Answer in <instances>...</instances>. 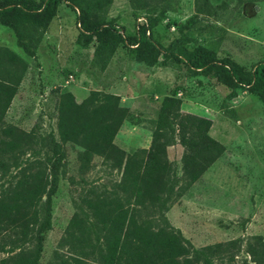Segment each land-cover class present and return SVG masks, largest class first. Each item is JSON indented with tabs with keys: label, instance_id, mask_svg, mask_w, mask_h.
<instances>
[{
	"label": "rangeland",
	"instance_id": "374dc122",
	"mask_svg": "<svg viewBox=\"0 0 264 264\" xmlns=\"http://www.w3.org/2000/svg\"><path fill=\"white\" fill-rule=\"evenodd\" d=\"M38 3L39 0H32ZM210 7L196 14L195 0H150L143 7L130 0H113L104 20L119 34L131 36L151 22L153 40L166 48L179 37V27L188 38V51L209 50L217 60L229 59L246 71L264 61V0H209ZM77 11L61 3L57 7L37 49L35 58L26 55L10 26L0 24V47H6L28 64L10 107L0 124L3 128L34 131L42 141L33 146L38 158L53 161L56 107L62 91L77 102L91 91L120 98L129 117L115 136L114 143L132 155L147 149L154 122L165 96L176 94L181 112L208 118L209 135L224 146L223 154L188 189L171 196L165 216L195 248L209 244H230L234 264H253L247 252L255 236L264 240V111L258 97L246 88L230 89L204 73L188 69L183 61L164 60L152 65L139 62L134 49L119 44L105 70L95 64L97 42L83 48L78 43ZM0 138H3L0 132ZM51 196V228L44 234L38 264H59L61 257L71 262L62 238L69 220L85 210L83 198L91 192L122 194L118 185L125 180L124 167L116 169L103 158L82 160V148L66 143ZM178 143L167 148L174 169L173 179L182 184ZM47 173L49 170L46 171ZM11 170L0 179V190L9 186ZM45 200V198H43ZM156 215L142 211V218ZM31 242L28 247H32ZM7 256L0 251V264ZM88 262V261H87Z\"/></svg>",
	"mask_w": 264,
	"mask_h": 264
},
{
	"label": "trees",
	"instance_id": "16d2710c",
	"mask_svg": "<svg viewBox=\"0 0 264 264\" xmlns=\"http://www.w3.org/2000/svg\"><path fill=\"white\" fill-rule=\"evenodd\" d=\"M147 6L150 0H130ZM195 21L210 7L209 0H195ZM113 0H0V24L10 26L20 46L35 58L44 30L57 7L65 3L77 11L78 43L81 47L96 41L93 57L105 70L119 44L134 49L137 61L154 65L164 60L183 61L188 69L212 76L230 89L246 88L255 94L264 111V61L251 71L229 59L217 60L209 50L188 51V38L179 27V37L166 48L156 43L150 33L151 22L139 26L131 36L118 33L104 20ZM28 69L27 62L6 47H0V124ZM51 166L38 158L33 148L42 141L33 130L3 128L0 132V179L11 170L9 186L0 190V251L7 254L2 264H38L44 234L51 228L50 202L57 183L62 145L72 143L82 148V160L103 158L111 167H124L125 180L118 193L100 195L91 192L83 198L85 210L73 214L62 238L70 253L59 264H234L230 244L215 243L193 247L181 232L171 226L165 212L171 196L188 189L223 154L224 146L209 135L208 118L181 112L176 94L163 97L147 149L132 155L120 149L114 139L129 117L114 94L91 91L77 102L71 92L58 95ZM178 143L182 149V184L173 179L174 169L167 159V148ZM49 170L47 173L46 171ZM45 198V200H43ZM153 209L156 215L142 218V211ZM33 242L32 247L28 245ZM247 252L253 264H264V240L255 236ZM88 261V262H87Z\"/></svg>",
	"mask_w": 264,
	"mask_h": 264
}]
</instances>
